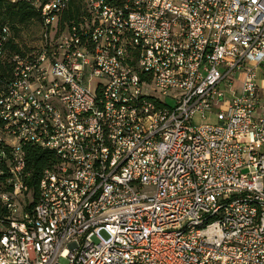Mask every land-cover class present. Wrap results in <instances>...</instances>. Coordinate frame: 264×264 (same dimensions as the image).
<instances>
[{
	"label": "built area",
	"instance_id": "2783aa9c",
	"mask_svg": "<svg viewBox=\"0 0 264 264\" xmlns=\"http://www.w3.org/2000/svg\"><path fill=\"white\" fill-rule=\"evenodd\" d=\"M24 1L39 44L0 27V264H264V0H80L70 24ZM27 145L57 156L36 195Z\"/></svg>",
	"mask_w": 264,
	"mask_h": 264
},
{
	"label": "trees",
	"instance_id": "16d2710c",
	"mask_svg": "<svg viewBox=\"0 0 264 264\" xmlns=\"http://www.w3.org/2000/svg\"><path fill=\"white\" fill-rule=\"evenodd\" d=\"M81 6L80 0H70L68 7L62 13L61 21L70 24L71 21L77 20L82 12ZM33 20L40 22L39 14L28 2L24 0L17 2L0 0V27L6 24L12 31V40L8 42L10 52H21L19 42H15L19 38V26L26 25ZM9 73V64L0 63V88L2 87V80L6 79ZM26 156L32 172L30 183L34 187V193L36 195L37 182L42 171L52 167L57 162V156L49 149H42L33 145L26 146Z\"/></svg>",
	"mask_w": 264,
	"mask_h": 264
},
{
	"label": "rangeland",
	"instance_id": "374dc122",
	"mask_svg": "<svg viewBox=\"0 0 264 264\" xmlns=\"http://www.w3.org/2000/svg\"><path fill=\"white\" fill-rule=\"evenodd\" d=\"M39 30H40V24L37 20H33L26 25H20L19 26V38H18L19 44H21V46H23V47L25 46L26 48L37 46L39 44V39H40L39 35H38ZM244 76H245V73L242 72L240 75H238L235 78L234 88L240 87ZM96 81H97L96 78H92V80L89 82V86L91 89L94 88ZM170 102L172 104V101H170ZM194 122L196 124H198L200 122L213 123V122H215V120H214V117H212V116H206V118H204V119L195 117Z\"/></svg>",
	"mask_w": 264,
	"mask_h": 264
},
{
	"label": "crops",
	"instance_id": "0c3cea01",
	"mask_svg": "<svg viewBox=\"0 0 264 264\" xmlns=\"http://www.w3.org/2000/svg\"><path fill=\"white\" fill-rule=\"evenodd\" d=\"M257 83L260 86L262 92L264 93V79L261 77L260 74H258ZM262 151L264 153V144L262 145Z\"/></svg>",
	"mask_w": 264,
	"mask_h": 264
}]
</instances>
